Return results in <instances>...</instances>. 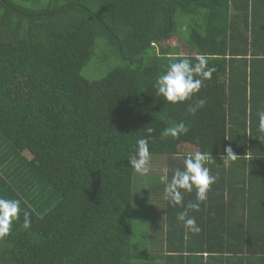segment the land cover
<instances>
[{
  "label": "trees",
  "instance_id": "16d2710c",
  "mask_svg": "<svg viewBox=\"0 0 264 264\" xmlns=\"http://www.w3.org/2000/svg\"><path fill=\"white\" fill-rule=\"evenodd\" d=\"M184 16L187 35L177 26ZM178 34L192 54L163 46ZM197 54L217 69L197 96L178 104L158 96V77L178 62L170 57ZM93 58L113 62L104 77L83 75ZM198 99L205 107L187 115ZM261 111L264 0H0V198L20 200L22 209L0 240V264H264V185L253 204L250 172L236 181L241 219L232 214V174L229 201L206 200L200 211L188 209L195 190L173 206L166 183L152 181L161 200L151 232H159L134 250L139 182L129 162L148 138L150 155L182 159L169 181L196 151L220 159L231 146L244 168L247 156L264 165ZM181 122L187 135L161 138ZM186 210L199 234L177 219Z\"/></svg>",
  "mask_w": 264,
  "mask_h": 264
},
{
  "label": "clouds",
  "instance_id": "9594fccd",
  "mask_svg": "<svg viewBox=\"0 0 264 264\" xmlns=\"http://www.w3.org/2000/svg\"><path fill=\"white\" fill-rule=\"evenodd\" d=\"M170 59L178 62L172 63L166 74L158 77L155 88L157 95L163 96L167 102L172 104L184 103L193 100L197 96L201 88L204 87V81L211 80L215 67H208V60L205 54H197L194 57L176 56ZM195 60V63H193ZM207 101L205 99L195 100L189 105L187 115L195 116L196 113L205 107ZM259 116V132L264 133V111L258 113ZM189 128L183 123L175 124L166 128L161 133L162 139L169 137L179 139L181 134L187 135ZM155 129L148 127L146 133L151 136ZM138 150L136 155L129 160L131 167L141 176L149 174L151 171V157L149 150L148 138L139 139L137 141ZM226 155L221 156L224 166L230 167L235 162L237 156L232 147L225 148ZM213 158L200 151L189 154L184 160V169H176L170 181L167 172L161 177L162 182H166L164 189V199L169 201L173 206L183 205V192L191 193L195 190L196 202L188 204L189 210L200 211L201 203L208 199V193L211 187L216 183L217 177L210 174V169L205 167L206 163L212 162ZM20 200L0 198V240L8 237L12 232L14 221L20 219L21 213ZM177 219L184 224L188 232L199 234L201 228L197 226L196 220L188 216V211L178 214ZM23 229L27 230L31 227V213L24 211L23 213Z\"/></svg>",
  "mask_w": 264,
  "mask_h": 264
},
{
  "label": "rangeland",
  "instance_id": "374dc122",
  "mask_svg": "<svg viewBox=\"0 0 264 264\" xmlns=\"http://www.w3.org/2000/svg\"><path fill=\"white\" fill-rule=\"evenodd\" d=\"M189 21L190 17L188 16L181 17L180 19L178 18L177 26L181 30H184L186 35L188 34V28L186 27V24H188ZM162 44L164 47L172 46L178 48V52L181 55H189L193 53L190 47L187 46L185 39L179 34L169 40H164ZM101 47L103 48L104 46L101 44ZM112 64L113 62L111 59L103 62L93 58L91 62L84 68L83 75L91 79L104 77L112 67ZM189 148L191 147H188V149ZM25 155L29 156L27 153H25ZM150 157L151 171L149 174L141 176L135 172L136 182L139 183L137 188L138 193L134 199L133 205L131 245L136 251H143L147 249L150 246L149 242L151 234H153L155 237L159 232L156 228H154V230L151 232V224L153 221L155 222V216H158V213L160 212V205L158 204L161 200V192L159 193V191H150L149 189L151 187V182L153 181V187L161 185V183H166L161 181V177L165 175V172H167L169 179V167H175L176 164H182L181 157L170 158L164 155H150Z\"/></svg>",
  "mask_w": 264,
  "mask_h": 264
},
{
  "label": "crops",
  "instance_id": "0c3cea01",
  "mask_svg": "<svg viewBox=\"0 0 264 264\" xmlns=\"http://www.w3.org/2000/svg\"><path fill=\"white\" fill-rule=\"evenodd\" d=\"M246 160H247V163H249V165H247V167H245V168H244V163L242 161L239 162V160H236L235 162L231 163V166L226 168L223 164V161L221 160V158L219 159V157L216 159H213L212 162H210V163H206V166L204 165L205 167L210 169L211 175L217 177L216 183L212 185L211 191L208 193V199L206 201V202H208V205H210V206H214L216 204L218 205L219 202L221 201V196L224 197V195L227 194L226 193L227 178H225V177H229L232 174L233 176H235V178H234L235 196H234V200H233L234 208H233L232 214L238 216L237 218L244 217V215H246V213H247V210H244L242 208V201H240L241 195L240 196L237 195V191L240 190V188L237 187L238 184L236 183V181L237 180L240 181L239 178L241 176H243L244 173H247V175H248L249 172L252 173V176L256 177V179L258 180V181L256 180L255 185H254V188H255V191L257 194L255 192H253V194H254L253 196L255 198V199H253V204H257V202L260 203V201H262L261 197H259V196L261 194V189L264 185L260 182L262 180L261 176H263V173H264V165L261 164V162H257L259 160H254L251 163L252 164L251 165L249 162L248 156H247ZM226 173H228L230 175L226 176ZM225 198H226V200L229 201L228 195H225ZM210 208H212V207H210ZM252 209H253V211H256L255 207ZM212 210H214V209L212 208Z\"/></svg>",
  "mask_w": 264,
  "mask_h": 264
}]
</instances>
